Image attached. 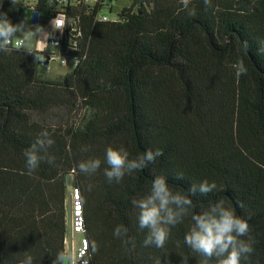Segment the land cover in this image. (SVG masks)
<instances>
[{"label":"trees","instance_id":"1","mask_svg":"<svg viewBox=\"0 0 264 264\" xmlns=\"http://www.w3.org/2000/svg\"><path fill=\"white\" fill-rule=\"evenodd\" d=\"M54 6L0 0L13 23L33 11L52 17ZM190 8L195 16L180 0H130L120 22L101 23L96 10L79 6L69 15L81 32L77 46H62L79 64L55 80L23 50L0 52V264H19L26 251L33 264H52L64 248L66 176L80 190L89 242L99 246L90 264H180L184 255L199 264L183 245L190 219L172 229L164 249L143 246L131 200L146 195L157 174L176 191L215 181L216 191L192 197L194 211L225 199L252 228L250 264H264V0H212L207 9L191 0ZM239 60L248 72L237 78ZM45 129L55 164L28 175L23 151ZM121 145L130 158L157 148L163 155L120 183L107 182L103 163L92 176L77 169ZM118 224L134 250L113 236Z\"/></svg>","mask_w":264,"mask_h":264},{"label":"clouds","instance_id":"2","mask_svg":"<svg viewBox=\"0 0 264 264\" xmlns=\"http://www.w3.org/2000/svg\"><path fill=\"white\" fill-rule=\"evenodd\" d=\"M183 9L189 16H195L196 11L190 8L191 0H180ZM12 4L17 0H11ZM205 8L212 7V0H203ZM24 18L18 23H13L7 13L0 12V52L11 54L13 51L23 50L34 57V63L43 64L45 50L49 40L57 47L54 40L56 32L63 33L66 17L56 16L50 21L51 30L43 25H31ZM14 45V47H13ZM264 52V46L260 49ZM237 78L246 75L248 69L243 60L233 65ZM54 144L49 132L40 131L31 145L23 151L27 174L32 175L42 162L49 165L55 164L56 157L50 153ZM87 147L82 151H88ZM163 152L161 149H148L142 154L130 158L129 151L123 146H108L105 149L103 160L88 158L77 164L80 173L86 176L96 174L102 163L106 165L103 175L108 183H120L125 176H133L150 164H154ZM177 179H183V174H177ZM89 190L91 185L88 186ZM218 188L215 181L204 179L199 183H192L187 190L176 191L170 186L168 177L163 174L154 175L150 188L141 198H133L131 205L135 210L138 229L145 231L144 247L164 249L169 241L172 229L183 224L185 219H190L188 230L183 238V245L198 255L199 264H250L255 253V237L247 219L238 215L236 209L220 198L212 201L206 208L199 212L194 211L196 205L192 197L197 194L207 196ZM237 206L243 209V202L237 201ZM129 229L123 224L114 227L113 236L121 241L126 250H134L135 242L128 235ZM131 245V249H128ZM99 251L95 240L85 241L79 249L64 247L57 251L52 264H90L92 256ZM167 255V254H165ZM180 264H189L190 256H180ZM34 257L27 251L19 264H33ZM155 264H161L157 258ZM258 264V262H257Z\"/></svg>","mask_w":264,"mask_h":264},{"label":"built area","instance_id":"3","mask_svg":"<svg viewBox=\"0 0 264 264\" xmlns=\"http://www.w3.org/2000/svg\"><path fill=\"white\" fill-rule=\"evenodd\" d=\"M30 7H36L39 0H19ZM55 2L54 12L52 17H48L41 12L33 11L30 15L26 16L29 19V24H40L44 27H48L51 30L50 21L56 16L66 17L68 23L63 33L56 32L54 40L58 42L57 47L51 43L53 40H49V43L45 50V61L43 64H39V69L43 71L51 70L53 64L61 67H70L74 69L79 64V58H70L67 55H62V46L66 42L69 46L67 49H75L77 39L81 36V32L76 25V18L70 17V13L76 10L79 6H86L90 10H96V20L101 23H117L121 21V17L117 14L115 19H111L108 15L103 14V9H109L111 12L112 3L117 0H53ZM130 2V0H129ZM130 6V5H129ZM128 8V7H127ZM14 47V45H13ZM85 241L89 242L86 234L85 219H84V207L83 200L79 188L71 185L68 193V209H67V221H66V233L64 239V247H75L79 249L83 246Z\"/></svg>","mask_w":264,"mask_h":264},{"label":"rangeland","instance_id":"4","mask_svg":"<svg viewBox=\"0 0 264 264\" xmlns=\"http://www.w3.org/2000/svg\"><path fill=\"white\" fill-rule=\"evenodd\" d=\"M130 2L129 0H117L116 2L112 3V8H111V12L109 9H103L102 13L108 15L111 19H115L117 17V14H119L124 8L129 7ZM28 18V17H26ZM24 19V18H22ZM22 19H20L18 22H20ZM29 23V21H28ZM48 30V27H45ZM51 70L49 71H43L41 69L38 70V73L47 80H55L59 77H61L62 75L66 74L67 72L71 71L72 69L70 67H61L59 65L53 64L50 68ZM72 177H70V185L69 187L72 185ZM69 187L68 188V193H69ZM68 193H67V201H66V206L68 209Z\"/></svg>","mask_w":264,"mask_h":264},{"label":"water","instance_id":"5","mask_svg":"<svg viewBox=\"0 0 264 264\" xmlns=\"http://www.w3.org/2000/svg\"><path fill=\"white\" fill-rule=\"evenodd\" d=\"M70 185V177L66 176V186L69 187Z\"/></svg>","mask_w":264,"mask_h":264}]
</instances>
